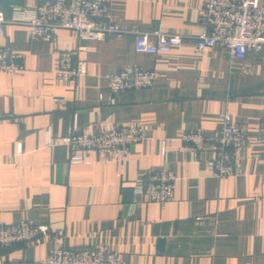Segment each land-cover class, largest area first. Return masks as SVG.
Here are the masks:
<instances>
[{"label": "crops", "instance_id": "crops-1", "mask_svg": "<svg viewBox=\"0 0 264 264\" xmlns=\"http://www.w3.org/2000/svg\"><path fill=\"white\" fill-rule=\"evenodd\" d=\"M44 0H0L7 20L15 8ZM126 29L190 32L207 0H104ZM0 47L21 55L22 69L0 71V221L30 220L35 242L0 249L5 264H46L58 242L104 246L126 264H264V58H231L222 47L195 50L191 39L167 52H137L131 34L81 41L58 29L34 38L7 21ZM62 52L85 63L74 80L56 77ZM128 65L156 72L151 86L113 93L107 74ZM228 112L245 132L235 174L217 178L205 148L194 155L181 139L194 127L213 137ZM138 125L144 138L123 159L81 151L71 162L61 142L71 133ZM51 135L59 142L47 144ZM167 166L171 197L151 201L138 182Z\"/></svg>", "mask_w": 264, "mask_h": 264}, {"label": "built area", "instance_id": "built-area-1", "mask_svg": "<svg viewBox=\"0 0 264 264\" xmlns=\"http://www.w3.org/2000/svg\"><path fill=\"white\" fill-rule=\"evenodd\" d=\"M7 21L28 26L32 37L52 40L58 29L75 31L81 41L104 39L110 35L131 34L137 52L155 54L178 47L185 39H191L195 50L222 47L231 58H243L249 52L264 58V0H207L200 24L190 32H155L123 28L111 20L109 4L104 0H44L32 10L15 8L7 20L0 8V34ZM22 69L21 55L6 47H0V71L9 75ZM85 73V63L74 61L72 53L62 52L56 77L62 81L74 80ZM156 72L137 65H128L107 74L108 87L113 93L151 86ZM222 123L213 137L200 127L188 130L181 137L194 155L208 148L212 156L206 160L208 169L217 178L235 174L240 150L247 138L244 130L232 123L228 112L221 114ZM144 129L138 125H122L98 133H71L61 142L70 148V161H84L81 151H89L103 159H123L128 147L144 138ZM264 142V132L262 133ZM59 142L51 135L47 144ZM264 175V171H263ZM176 176L167 166L149 173L138 182V192L151 201L164 202L173 192ZM41 227L30 220L17 223L0 221V249L16 243L35 242ZM46 264H126L118 254L104 246L71 248L62 241L50 249ZM0 264H5L0 255Z\"/></svg>", "mask_w": 264, "mask_h": 264}]
</instances>
